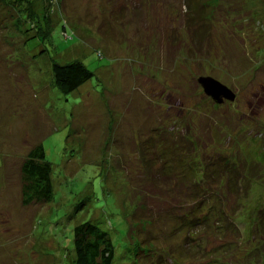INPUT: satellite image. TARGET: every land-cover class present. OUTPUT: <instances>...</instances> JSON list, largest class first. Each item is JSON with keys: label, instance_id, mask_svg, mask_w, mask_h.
<instances>
[{"label": "rangeland", "instance_id": "rangeland-1", "mask_svg": "<svg viewBox=\"0 0 264 264\" xmlns=\"http://www.w3.org/2000/svg\"><path fill=\"white\" fill-rule=\"evenodd\" d=\"M45 1L0 2V264H74L83 222L109 233L113 264L140 248L159 255L143 264H264V0ZM74 61L95 77L64 94L52 66ZM40 144L53 197L24 206ZM226 165L244 188L222 189Z\"/></svg>", "mask_w": 264, "mask_h": 264}, {"label": "trees", "instance_id": "trees-1", "mask_svg": "<svg viewBox=\"0 0 264 264\" xmlns=\"http://www.w3.org/2000/svg\"><path fill=\"white\" fill-rule=\"evenodd\" d=\"M18 1L0 0V2H5V4L15 3L19 6L22 3ZM46 1L44 2V4H48V6H50L49 2ZM189 9L190 19L193 23L201 20V14L197 10V8L194 7L193 9L192 5H190ZM28 18L29 21L32 22V25L38 28L37 23H33L32 21L34 18V13L32 11L28 12ZM49 28L50 24H47L46 32L43 31L42 34L48 33ZM38 34L40 33L38 32ZM99 57H101L100 54ZM52 72L55 87H57L64 94L75 92L81 86L95 77L94 72L90 71L88 67L80 61H74L64 65L55 63L52 66ZM202 140H200L201 144L204 142H202ZM191 143L195 144L194 141H191ZM195 146L198 147L200 145L195 144ZM201 146L203 148L205 147V145L203 146V144ZM195 151H197V148L195 149ZM233 168L234 166L232 165H226V168H220V170L223 171L221 173L222 176H226V178H224L225 183H223L222 185V189H224L225 187L226 192H231L232 188L235 187V184L237 183L239 186H241V178L246 177V173L242 168ZM21 173L24 179L22 187L23 205L33 206L45 205L50 203L53 197V170L51 164L46 160V153L42 144L35 147L29 153L28 158L23 162L21 166ZM194 185V190L195 188L198 190H202L199 186H196L199 185V183H196ZM241 187L244 188L243 186ZM199 194V192L195 193V195ZM225 197L226 195L223 198L225 199ZM201 202L203 201H200L199 205L201 204ZM258 213H264V209H259ZM189 220H193V218ZM258 220L260 221L261 219ZM73 234L75 252L74 264H113L115 257V247L108 232L104 231L92 222H83L75 226ZM188 240L189 237L187 236L185 238L184 246L187 247L188 250H190ZM138 247L139 246L136 247L135 253L137 252ZM144 251V248H140L139 252L136 253L137 257L135 264H143V261L141 260H146L148 259V257L155 259V256H159L156 252H152L151 250L142 253ZM160 256L162 257L161 261L160 258H158L157 261H155L153 264H179L178 260L173 259V256L170 257V255H166V258L163 257V254Z\"/></svg>", "mask_w": 264, "mask_h": 264}, {"label": "water", "instance_id": "water-1", "mask_svg": "<svg viewBox=\"0 0 264 264\" xmlns=\"http://www.w3.org/2000/svg\"><path fill=\"white\" fill-rule=\"evenodd\" d=\"M198 82L204 94L218 105L225 101L234 102L236 99V95L231 89L212 77H201Z\"/></svg>", "mask_w": 264, "mask_h": 264}, {"label": "flooded vegetation", "instance_id": "flooded-vegetation-1", "mask_svg": "<svg viewBox=\"0 0 264 264\" xmlns=\"http://www.w3.org/2000/svg\"><path fill=\"white\" fill-rule=\"evenodd\" d=\"M227 102H228V101H225L224 103H227ZM224 103H223V104H224ZM230 103H231V102H230Z\"/></svg>", "mask_w": 264, "mask_h": 264}]
</instances>
